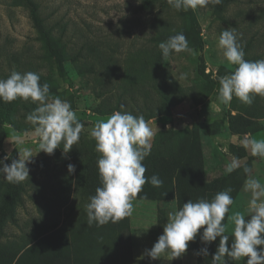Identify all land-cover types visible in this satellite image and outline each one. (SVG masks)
I'll return each mask as SVG.
<instances>
[{
	"label": "rangeland",
	"instance_id": "1",
	"mask_svg": "<svg viewBox=\"0 0 264 264\" xmlns=\"http://www.w3.org/2000/svg\"><path fill=\"white\" fill-rule=\"evenodd\" d=\"M36 1L66 44L62 61L33 27L25 0H0V79L12 70L39 73L50 97L70 102L84 128L69 152L61 145L49 155L39 151L34 126L26 122L37 104L0 101V159L8 155L4 162L11 164L25 150L33 154L28 179L14 184L0 176V264H212L219 238L207 245L208 256L198 254L205 247L199 235L189 242L191 253L180 258L153 260L136 251L151 249L168 213L189 199L211 201L232 189L234 203L224 220L229 243L234 225L227 217L242 212L248 218L251 193L245 181L254 177L264 184V159L242 145L245 138L264 139V97L256 96L251 105L235 96L228 105L218 100L219 78L235 70L218 39L234 28L244 58L264 59V0H232L221 13L212 4L177 11L167 0H153L148 10L141 9L144 0ZM181 32L192 51L164 58L159 43ZM115 111L143 115L149 123L155 135L143 161L145 177L156 174L163 184L145 183L140 194L146 199L132 201L131 216L89 226L85 206L101 186V154L90 133ZM235 114L250 122L243 133L229 129ZM234 158L240 167L229 174L225 168ZM68 164L76 166L74 173ZM202 184H211V192L203 193ZM146 226L155 228L139 229ZM225 259L246 264V258Z\"/></svg>",
	"mask_w": 264,
	"mask_h": 264
},
{
	"label": "clouds",
	"instance_id": "2",
	"mask_svg": "<svg viewBox=\"0 0 264 264\" xmlns=\"http://www.w3.org/2000/svg\"><path fill=\"white\" fill-rule=\"evenodd\" d=\"M141 2L137 0L138 4ZM167 3L177 11H187L205 8L209 4L217 5L222 0H167ZM158 47L164 58L173 53L192 51L182 32L170 36ZM218 47L223 50L228 64L235 65L234 71L219 78L218 100L228 105L235 96L241 103L251 105L256 96L264 97V59L251 61L244 58L245 51L234 28L221 32ZM18 98L37 104L26 115V122L34 126L39 151L52 155L62 145L63 152L67 153L79 142L84 124L70 102L50 97L49 84L40 83L39 73L12 70L6 79H0V101L11 103ZM90 135L96 142L95 150L101 154L97 160L101 186L89 197L85 207L87 224L92 226L95 223L99 227L131 216L132 201L143 191L145 183L158 188L163 181L156 174L145 177L147 169L143 161L151 154V140L155 133L143 115L115 111L107 119L98 120ZM17 142H20L19 138ZM242 146L250 149L252 156L264 159V139L245 138ZM32 156L30 150H25L23 154L19 153L18 159L7 164L4 162L9 158L6 155L0 159V176L9 183L25 181L29 178L27 164ZM239 167V161L234 158L225 171L230 174ZM67 169L69 173H74L76 166L68 164ZM244 187L251 193L248 218L242 212L227 217L234 225L231 243L229 235L225 234L224 224L234 203L230 194L232 189L228 188L216 193L211 201L199 199L193 202L189 199L178 210L170 211L163 234L159 235L151 249L145 250V254L153 260L164 255L170 260L180 258L187 252L189 242L195 241L199 235L205 247L198 254L204 256L209 255L207 245L219 238L217 250L212 254V264H229L225 257L232 261L246 258V264H264V184L249 177ZM141 199H146V196Z\"/></svg>",
	"mask_w": 264,
	"mask_h": 264
},
{
	"label": "trees",
	"instance_id": "3",
	"mask_svg": "<svg viewBox=\"0 0 264 264\" xmlns=\"http://www.w3.org/2000/svg\"><path fill=\"white\" fill-rule=\"evenodd\" d=\"M28 7V16L32 22L33 27L40 33L45 40V45L48 50L57 58L60 62L62 61L63 53L65 50V42L62 40L61 35L55 36L53 33V26L47 21L46 16L44 17L40 10V4L36 0H25ZM232 0H222V3L213 5L220 13L226 8ZM153 0H144L141 4V9L148 10L152 7ZM64 42V43H63ZM119 106L117 105L116 109ZM229 129L232 133H243L249 127L250 122L247 118H244L240 114L230 115L229 119ZM231 152L236 149L234 145L230 146ZM185 160V159H184ZM184 161L176 164V170L179 172L182 168ZM186 165V164H185ZM198 186V184H196ZM195 188V187H194ZM150 194L151 189L147 190ZM211 192V184H202V192ZM143 197L139 194L137 198ZM177 199L181 201L180 196ZM189 249H193V246H189Z\"/></svg>",
	"mask_w": 264,
	"mask_h": 264
},
{
	"label": "crops",
	"instance_id": "4",
	"mask_svg": "<svg viewBox=\"0 0 264 264\" xmlns=\"http://www.w3.org/2000/svg\"><path fill=\"white\" fill-rule=\"evenodd\" d=\"M148 228V229H147ZM155 227L153 226V227H150V226H146V228H144V229H142V228H139L140 230H143V231H145V232H148L147 230H153ZM163 234V233H162ZM142 246V245H141ZM140 249H138V251H136V253H139V252H144L145 251V248H143L142 249V247H139ZM186 253H191L190 252V250L189 251H187ZM187 255V254H186ZM189 256H190V254H188ZM193 261H194V259H193Z\"/></svg>",
	"mask_w": 264,
	"mask_h": 264
}]
</instances>
